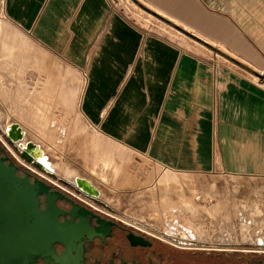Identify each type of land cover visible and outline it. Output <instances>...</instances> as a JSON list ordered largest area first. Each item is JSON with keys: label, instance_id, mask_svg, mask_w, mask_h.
Instances as JSON below:
<instances>
[{"label": "crops", "instance_id": "crops-1", "mask_svg": "<svg viewBox=\"0 0 264 264\" xmlns=\"http://www.w3.org/2000/svg\"><path fill=\"white\" fill-rule=\"evenodd\" d=\"M4 1L40 42L70 39L77 60L95 50L74 120L103 138L186 172L212 170L217 153L239 170L235 156L264 150V0Z\"/></svg>", "mask_w": 264, "mask_h": 264}, {"label": "rangeland", "instance_id": "rangeland-1", "mask_svg": "<svg viewBox=\"0 0 264 264\" xmlns=\"http://www.w3.org/2000/svg\"><path fill=\"white\" fill-rule=\"evenodd\" d=\"M0 19L3 21L0 22V74L4 76L2 81L3 85L0 87V116H2V119H5L7 112L11 107L10 100L5 99L6 94L3 90V87L8 89V86L13 83H11V81H13L10 79L11 75H19V77L24 80V84H27V89L29 90L31 87L36 86L38 82L45 81L48 72L50 73L54 70L50 61L51 59L59 62L62 66V79L60 83H62L61 86L64 92V97L59 99V102H56L55 98L52 99L54 104L52 105V110L50 112L51 115H57L61 119V122L66 123V135L64 138V145L59 146V150L57 148L60 143L54 140L57 135L54 132V137L40 139L43 144L42 148L45 150L46 154L47 152H51L50 155L48 154L50 159L53 155L52 158L54 160L59 159L60 162L69 163L76 170L81 169L82 172L86 170L88 177L94 184L108 190L107 194L109 200H111L110 203L114 207L112 205V207H110L102 201L97 202L91 198L83 196L75 189V187L65 183V180L57 174L52 177L43 172L47 178L54 180L64 189L83 198L95 208L101 210L105 214L115 217L116 220L123 224L146 230L160 236L166 241L182 245L215 248L224 256L245 258L249 257L250 254L264 255V246H259L251 242H242L239 239V228L232 229V235L237 237V240L223 243L219 241L217 236L220 234L219 226L222 225L220 218H209L208 213L204 211H202V214L206 215L204 219V231L209 232L211 236L210 239L205 241H188L178 239L177 235L167 233L161 226V215L158 209L161 207H167L169 201L180 204L183 201L182 198H184V196H191L189 194L191 191L187 188L186 182H184L182 190H178L175 186L166 187L162 185L159 183L158 178L159 174L163 171L161 164H153L146 156L136 154L124 148L122 145L103 138L95 133L96 131L88 124V120H86L84 116H82L81 119L83 123L76 119L71 120L76 118L77 113L80 111L79 96L84 83V73L88 74V76L91 74L92 65L94 61H96V58H94L95 50L94 52H91V50L90 52L86 51L84 58L77 60L74 58V55H71L68 52L70 39H63L62 36H58V38L56 37L57 40L54 42H40L37 38L38 33L36 27L32 30H28L12 23L6 18L4 0H0ZM4 42L9 43L7 48H4V45H6ZM33 50H38V53L42 54V57H40L41 59L30 55ZM13 55L18 56L13 57ZM15 58L18 59H16V62L9 61ZM21 66H23L22 70L23 72L25 71L24 73L19 71ZM7 70L9 71L7 72ZM11 70L15 73H10ZM17 72H20L21 74ZM65 99L71 104L67 105L64 103ZM66 114H68L69 117H66ZM65 117L68 118V120L73 117L69 120L70 124L68 123L69 121H65ZM3 123L4 122L0 121V137L12 150V144L7 140L5 131L2 127ZM77 136H87L89 138L87 140H89V144H92L93 149L86 151L74 150L77 142H79L77 141ZM78 144L81 149H83L84 142L82 141ZM215 150H218V148L215 147ZM219 150L221 149L219 148ZM102 154L109 155L115 159L109 160V163L111 164H109V167L106 168L103 173L100 172L102 169L100 165L101 161L97 162L99 159L102 160V157H100ZM92 155L98 157L96 162L93 161ZM116 156L117 158H115ZM235 157L239 164H245L244 166L241 164L239 170L228 171L224 169L220 163L227 162V160L225 159V156H223L224 160L222 161L217 153L214 158V163L217 164H215L212 170L208 172H188L191 179L186 181L188 184L194 183L198 188V193L201 195H196L194 197V202L190 203V205L200 204V206H202L203 204H206L211 206L216 203V200H220V198L221 202H228L229 205L234 202L232 199H245L250 204L257 203L256 205L260 208L256 211L255 223L256 226L260 227L259 229H261L262 237L264 238V150H249V154H238ZM248 161L252 163H249ZM112 164L115 166L121 164L122 166L123 164L128 165L127 167L131 170V174L135 177L133 185L132 183H120L124 171L121 172V175L116 177L113 175V172L111 171L112 169L110 168V165L112 166ZM123 170H125L124 166ZM91 171L94 173H89ZM127 172L130 171L127 170ZM99 174L104 176L103 179H105V182L99 179L101 177ZM236 185L238 188H235ZM241 190L243 192H241ZM182 193H184V196ZM218 197L220 198L218 199ZM226 199L229 200L226 201ZM217 215L219 214L217 213ZM237 225L239 224L237 223ZM256 229L259 230L258 228Z\"/></svg>", "mask_w": 264, "mask_h": 264}, {"label": "flooded vegetation", "instance_id": "flooded-vegetation-1", "mask_svg": "<svg viewBox=\"0 0 264 264\" xmlns=\"http://www.w3.org/2000/svg\"><path fill=\"white\" fill-rule=\"evenodd\" d=\"M12 147L0 137V264H264V255L224 256L127 226L47 178L56 174L25 157L27 149Z\"/></svg>", "mask_w": 264, "mask_h": 264}, {"label": "bare ground", "instance_id": "bare-ground-1", "mask_svg": "<svg viewBox=\"0 0 264 264\" xmlns=\"http://www.w3.org/2000/svg\"><path fill=\"white\" fill-rule=\"evenodd\" d=\"M0 22L3 21L0 19ZM4 43L6 44L4 45V48H7L9 43L6 42ZM16 56L18 55H13V57ZM16 59L17 58L9 61L16 62ZM22 69L23 66H21L19 71L20 72L22 71V73H24L25 71L23 72ZM8 71L9 70H7V72ZM10 73L14 74L15 72L11 70ZM47 76L48 78H46L45 81L40 83L38 82L36 86L31 87L29 90L27 89V84H24V80H22V78L19 77V75L18 76L11 75L10 76L11 78L9 77L10 79L13 80L11 81V83L12 82L13 83L8 86V89L3 87V90L6 94L5 99L10 100L11 107L10 110H8L5 119H2V116H0V121L4 122L2 126L3 130L5 131V134L11 139V141H13V143L20 150H26V149L28 150L30 154L29 157L31 160H33L37 164H40L49 172L59 175L65 181L71 182L76 187L82 189V191H85L95 196L98 200L112 207L113 205L110 203L111 200H109L107 194L108 190L104 187L101 186L98 187L96 184H94L88 177L86 170H84L83 172L81 169L76 170L69 163L60 162L59 159L54 160L52 158L53 155L51 156L50 159L48 154L50 155L51 152L50 153L47 152L46 154L45 150H43L42 148L43 144L41 143L42 141H40V139L54 137L53 136V132H54L57 134L54 140L60 143L57 148L59 150V146L64 145L63 143H64V138L66 135V127H67L66 123L61 122V119L57 115L56 116L53 114L51 115L50 112L52 110L51 107L54 104L52 102V99L56 97V87L50 85V77L51 79H53V75L49 76L48 74ZM3 77L4 76L0 74V87L3 85L2 82ZM66 117H69L68 114H66ZM66 117L64 118L65 121H69L71 119L70 118L68 120V118ZM68 123L70 124V121ZM87 139H89L87 136L85 137L77 136V141L79 142L83 141L84 145H83V149H81V147L78 144L79 142H77L74 150L77 151L92 150L93 149L92 144L91 143L89 144V140ZM100 157H102V160L100 159L98 160V157L96 155H92L93 161L95 162L97 160H98L97 162L101 161L100 165L102 169L100 170V172L103 173L105 169L109 167V164H111L109 163V160L110 159L115 160V159L113 157H110L109 155H104V154H102V156ZM115 158H117V156ZM123 166L125 170H123ZM123 166L122 164L117 166L112 164V166L110 165V168L112 169L111 171L113 172V175H115L116 177L118 175H121V172L124 171L122 173L121 176L122 180L120 183H128V184L132 183L133 185L134 183L133 181L135 180V177L131 174L132 172L127 167L128 165L123 164ZM161 166L163 167V171L161 174H159L158 177L159 183H161L166 187L175 186L178 188V190H182L183 184L184 182H186L187 188L191 191V193H189L191 196L188 195L185 197L184 193H182L184 198H182L183 201L180 204L169 201L167 207H161L162 209L161 208L158 209L161 215V221H162L161 226L167 233L177 235L178 239H184L188 241H205L210 239L211 236L209 232L204 231L205 230L204 219L206 216L202 214V211H204L208 213L209 218L210 217L220 218L222 225L219 226L220 234H218L217 237L219 241H221L222 243L237 240L238 238L232 235L233 234L232 229L239 228L240 229L239 239L242 242H249V243L251 242L259 246H264V238L262 237L261 229H259L260 227L256 226L255 223L256 211L259 210L260 208L259 206L256 205L257 203L250 204L245 199H241V200L232 199L234 200V202H232L231 205H229L228 202L225 201H223L225 203L221 202L220 201L221 198L218 197V199L220 198V200H216V203H214V205L211 206H208L206 204H203L202 206H200V204L190 205V203L194 202L195 199L194 197L196 195L198 196L201 195L198 193V188L194 183L188 184V182L186 181L191 179V177H189L188 175L189 173L186 171L173 169L169 166H163V165ZM126 169L130 172H127ZM89 173L93 174L94 172L91 171ZM99 175L101 176L99 179L104 181L105 180L103 179L104 176L102 174ZM235 188H238L237 185L235 186ZM241 192L243 191L241 190ZM227 200L229 199H226V201ZM217 213L219 215H217ZM237 223L239 225H237ZM256 228H258L259 230H257Z\"/></svg>", "mask_w": 264, "mask_h": 264}, {"label": "water", "instance_id": "water-1", "mask_svg": "<svg viewBox=\"0 0 264 264\" xmlns=\"http://www.w3.org/2000/svg\"><path fill=\"white\" fill-rule=\"evenodd\" d=\"M8 139H9V141L13 144V141H11V139L8 137ZM22 154L25 156V157H27L28 159H30V157L29 156H27V154L25 153V152H22ZM31 160V159H30ZM26 218V217H25ZM25 218L23 219V218H21V219H23V225H25L26 226V224H24V222L26 221L25 220ZM17 219L18 218H16V221H17ZM64 226H66V224H63ZM1 226L3 227V228H6V226H7V218L6 217H2V222H1Z\"/></svg>", "mask_w": 264, "mask_h": 264}]
</instances>
